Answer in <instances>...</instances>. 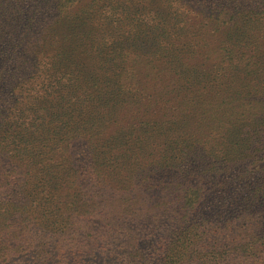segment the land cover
<instances>
[{"label": "trees", "instance_id": "obj_1", "mask_svg": "<svg viewBox=\"0 0 264 264\" xmlns=\"http://www.w3.org/2000/svg\"><path fill=\"white\" fill-rule=\"evenodd\" d=\"M262 162L264 0H0V264H109L81 219L141 202L170 228L111 264H264L217 238Z\"/></svg>", "mask_w": 264, "mask_h": 264}, {"label": "rangeland", "instance_id": "obj_2", "mask_svg": "<svg viewBox=\"0 0 264 264\" xmlns=\"http://www.w3.org/2000/svg\"><path fill=\"white\" fill-rule=\"evenodd\" d=\"M264 167V163H260ZM257 168V167H256ZM252 206V212L246 216L241 217L240 220L235 222V225L229 229L227 232L221 234L218 239L224 237H235L238 238L240 233L246 232L248 229L253 228L256 224L264 225V202L254 203ZM149 205L144 203L136 204L130 211L129 219H119L115 214H117V207L108 206L106 212L110 213L109 219H101L98 215L88 216L85 219H81V224L78 226L77 234L75 239L72 241L74 244H82V241L87 238L88 231L97 232L98 234L105 236L101 240V245L103 249H98L94 252V259L97 261H102L104 263H113L119 257L133 258L130 256L132 252V246L136 244L145 250L149 245L151 246V240H160L165 232V228H170L165 226L162 230L159 227H149L148 223L156 220L155 217H150L151 213L148 212ZM114 210V213H113ZM133 213V214H132ZM171 218V217H170ZM165 218L166 223H171V219ZM69 240V238H68ZM73 246L69 243V247ZM148 246V247H147ZM82 246H78L77 250ZM72 251L76 248L71 247ZM69 251V250H68ZM89 254V255H88ZM86 253L80 259H87L94 254ZM146 255V254H145ZM74 255L70 253L68 255L69 261L66 264H75ZM144 256V255H143Z\"/></svg>", "mask_w": 264, "mask_h": 264}]
</instances>
